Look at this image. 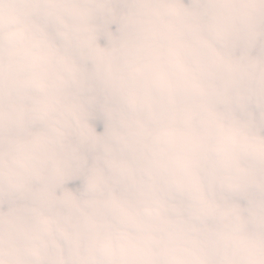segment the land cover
I'll return each instance as SVG.
<instances>
[{
    "label": "clouds",
    "instance_id": "obj_1",
    "mask_svg": "<svg viewBox=\"0 0 264 264\" xmlns=\"http://www.w3.org/2000/svg\"><path fill=\"white\" fill-rule=\"evenodd\" d=\"M0 264H264V0H0Z\"/></svg>",
    "mask_w": 264,
    "mask_h": 264
}]
</instances>
